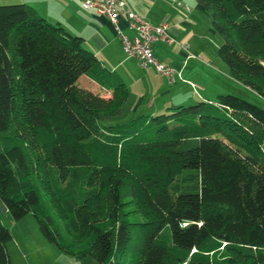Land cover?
<instances>
[{"label": "trees", "instance_id": "trees-1", "mask_svg": "<svg viewBox=\"0 0 264 264\" xmlns=\"http://www.w3.org/2000/svg\"><path fill=\"white\" fill-rule=\"evenodd\" d=\"M228 76L264 100V0H194ZM79 37L0 6V202L94 264H264V109L231 95L121 115ZM80 79L108 96L79 88ZM0 224V264H10Z\"/></svg>", "mask_w": 264, "mask_h": 264}, {"label": "crops", "instance_id": "crops-1", "mask_svg": "<svg viewBox=\"0 0 264 264\" xmlns=\"http://www.w3.org/2000/svg\"><path fill=\"white\" fill-rule=\"evenodd\" d=\"M84 1L0 0V6L26 5L46 22L58 24L69 35L79 37L84 50L94 56L98 65L116 75L124 85L127 97L121 115L135 118L160 114L170 106L190 105L196 100L214 102L209 93L217 91L215 68L218 66L223 70V67L216 61L218 44L209 31V17L194 0H121L146 23L164 27L171 41L154 42L152 52L162 64L180 74L181 81L176 80L172 85H167L152 70L140 69L133 59L127 58L109 22L93 11L83 9ZM117 27L127 37L132 36L121 17L117 20ZM84 80L87 84L82 89L90 87L91 90L87 91L108 96V92ZM20 242V245L17 241L9 244L18 255L20 264H32L23 257L26 250L22 246L23 238ZM45 246L49 249L48 245ZM49 250L54 252L55 261L61 264L72 262L56 249ZM27 254L29 256V252Z\"/></svg>", "mask_w": 264, "mask_h": 264}, {"label": "built area", "instance_id": "built-area-1", "mask_svg": "<svg viewBox=\"0 0 264 264\" xmlns=\"http://www.w3.org/2000/svg\"><path fill=\"white\" fill-rule=\"evenodd\" d=\"M82 8L93 11L104 17L112 26L123 54L133 59L142 70H152L167 85L176 80L181 81L180 74L174 69L162 64L152 52V44L156 41L169 43L171 40L162 25L152 26L134 14L121 0H85ZM121 17L126 28L132 32L131 37L124 35L117 27Z\"/></svg>", "mask_w": 264, "mask_h": 264}, {"label": "rangeland", "instance_id": "rangeland-1", "mask_svg": "<svg viewBox=\"0 0 264 264\" xmlns=\"http://www.w3.org/2000/svg\"><path fill=\"white\" fill-rule=\"evenodd\" d=\"M214 36H215L214 39L216 40V43L219 45L221 42L220 38L215 34ZM216 61H218L217 63H219V65L223 67V70L220 69V67L218 66H216L215 68L217 71V76H216V90L217 91L216 92L211 91L209 93V96H212L211 98H213L212 100L215 101L218 95H221V96L231 95V96L244 99L247 102L257 107L264 109V100H262L260 97H258L251 91H249L247 88L243 87L239 83L232 80L227 74L226 66L218 58H216ZM225 70H226V74H225ZM85 83L86 81L84 79H80L78 82L79 88L82 89L86 87ZM87 89L91 90L90 87H88ZM197 101L198 100H196L195 102ZM187 105L188 104H185L184 106H187ZM127 118L128 117L126 115H119L117 117H114L108 120L107 124L111 126L118 125L128 120ZM0 224L9 231L12 237L11 241H9L6 244V251L8 253L10 263L12 262V264H20V262L17 259L18 255L12 250L11 244L9 243L14 244V241L15 242L17 241V243L20 245L21 243L20 240L21 238H23L24 245L22 244V246L26 249L25 251H23L24 252L23 257L26 258L28 262H31L32 264H61L60 262L55 261L54 252H50L49 250L51 249V251H55V248L52 245L48 244L39 234L36 224L30 214L20 219V221L18 220V222H13L8 218L7 215L2 214L0 215ZM45 245H48L47 247H49V249L45 248L46 247ZM15 246H16V243H15ZM27 252H29V256ZM69 259L72 261L69 264H94V262H92L89 259L79 260V261H76L70 257Z\"/></svg>", "mask_w": 264, "mask_h": 264}, {"label": "water", "instance_id": "water-1", "mask_svg": "<svg viewBox=\"0 0 264 264\" xmlns=\"http://www.w3.org/2000/svg\"><path fill=\"white\" fill-rule=\"evenodd\" d=\"M5 213V208L4 206L2 205V203L0 202V215L4 214Z\"/></svg>", "mask_w": 264, "mask_h": 264}]
</instances>
